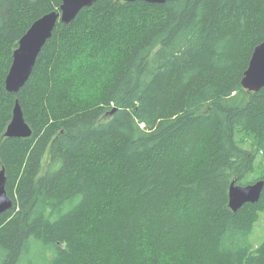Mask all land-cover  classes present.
<instances>
[{
  "label": "trees",
  "instance_id": "16d2710c",
  "mask_svg": "<svg viewBox=\"0 0 264 264\" xmlns=\"http://www.w3.org/2000/svg\"><path fill=\"white\" fill-rule=\"evenodd\" d=\"M61 0H0V264H264V88L241 80L264 0H96L17 93L18 41ZM18 102L32 133L7 137Z\"/></svg>",
  "mask_w": 264,
  "mask_h": 264
},
{
  "label": "water",
  "instance_id": "95a60500",
  "mask_svg": "<svg viewBox=\"0 0 264 264\" xmlns=\"http://www.w3.org/2000/svg\"><path fill=\"white\" fill-rule=\"evenodd\" d=\"M144 1L148 3H164L165 0H124ZM96 0H61L58 10L48 12L29 26L18 41L13 52L12 63L5 79V88L10 93H17L30 76L38 53L46 41L52 36L57 23L72 21L80 10L91 6ZM241 85L249 91H259L264 88V40L257 44L251 54L248 66L244 71ZM32 133L27 124L19 103L16 101L12 119L6 128L7 137H29ZM263 180H256L248 184L231 182L228 191V206L236 211L246 203H255L259 200ZM12 201L5 190L4 171H0V214L10 209Z\"/></svg>",
  "mask_w": 264,
  "mask_h": 264
},
{
  "label": "rangeland",
  "instance_id": "374dc122",
  "mask_svg": "<svg viewBox=\"0 0 264 264\" xmlns=\"http://www.w3.org/2000/svg\"><path fill=\"white\" fill-rule=\"evenodd\" d=\"M250 240L254 245H259L264 241V215L257 221L255 228L253 229Z\"/></svg>",
  "mask_w": 264,
  "mask_h": 264
},
{
  "label": "snow or ice",
  "instance_id": "6c2138e0",
  "mask_svg": "<svg viewBox=\"0 0 264 264\" xmlns=\"http://www.w3.org/2000/svg\"><path fill=\"white\" fill-rule=\"evenodd\" d=\"M162 264H172V262L171 261H167V262L162 261Z\"/></svg>",
  "mask_w": 264,
  "mask_h": 264
}]
</instances>
